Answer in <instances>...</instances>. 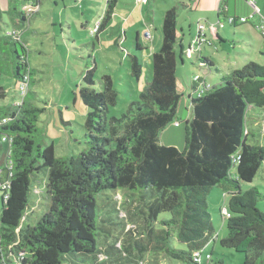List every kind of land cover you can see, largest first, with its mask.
<instances>
[{
  "label": "trees",
  "instance_id": "16d2710c",
  "mask_svg": "<svg viewBox=\"0 0 264 264\" xmlns=\"http://www.w3.org/2000/svg\"><path fill=\"white\" fill-rule=\"evenodd\" d=\"M19 1L10 0L7 13L15 22L13 35L4 28L5 12L0 7V264H145L150 259L144 256L151 252L197 264L194 253L218 240L222 247L243 254L244 264H264V212L258 208L262 194L258 188L243 190L264 166V126L254 125L264 113V65L248 62L221 74L216 86L196 79V95H189L186 147L162 144L161 134L178 123L184 97L178 85V66L184 61L178 19L188 7L174 6L164 15L161 47L152 55V81L121 117L110 116V108L120 101L112 76H103L97 90L98 63L88 57L85 85L79 91L86 106V149L57 157L55 145H47L46 131L39 125L46 109L37 106L31 90L35 69L28 57V33L23 31L39 14H25L23 6L39 3L28 1L20 9ZM118 3L108 1L96 34L110 22ZM136 47L139 50L138 41ZM198 61L220 73L206 57ZM131 63L132 75L140 80L139 58L133 56ZM26 74L30 76L27 95L8 103L2 78H13L19 86ZM62 122L70 124L63 117ZM256 132L257 139L251 140ZM2 135L12 139L9 153L4 152ZM42 171H47L44 185L49 204L41 216L33 218L34 206L41 200L31 205L30 201L42 192L32 180ZM5 184L9 188L3 191ZM215 188L229 197L225 210L231 216L226 218L221 210L228 230L223 238L208 204ZM119 189L141 190L146 195L137 200ZM108 190L116 192L111 200L117 216L102 222L119 227L117 234L110 233L113 241L109 237L98 246L97 197ZM122 212L126 217H121ZM162 214L169 218L160 220ZM129 219H140L135 226L138 238L127 230ZM122 241L128 247L118 249Z\"/></svg>",
  "mask_w": 264,
  "mask_h": 264
},
{
  "label": "rangeland",
  "instance_id": "374dc122",
  "mask_svg": "<svg viewBox=\"0 0 264 264\" xmlns=\"http://www.w3.org/2000/svg\"><path fill=\"white\" fill-rule=\"evenodd\" d=\"M0 1V7L2 5L1 8H3L5 12L4 28L10 29L11 17L7 14L9 9H5V0ZM24 1L26 0L19 1V8ZM31 1L37 2L38 0ZM41 1L42 11L32 20V26L28 29L30 33L25 36L29 44V62L35 69L30 86L37 97V106L46 109L40 116L39 125L46 131L45 141L47 145H55L57 157H71L86 149L84 143V125L86 122L84 111H86V106L80 99L79 91L85 85L83 78L90 64L88 57L92 56L98 63V71L95 76V88L97 90H101L103 76H112L115 86L120 92V101L116 107L110 108V116L121 117L132 102L139 101L140 93L145 86L152 81V52L160 48L162 40V22L159 20V27H157L156 30L152 29L154 37L156 36L157 38L154 48L150 47L152 43L145 39L147 27L144 23L140 22L138 28L142 38L141 42L144 46L148 45V48H145L144 51H137L134 47L136 33H134V35H130L132 33L129 34L131 36L129 38V43H126L122 38L120 40L122 42L119 44L120 46H118L114 38H112L114 35L112 34L113 31L111 27H108L107 32L100 34L94 33L95 25L102 17L106 0H84L81 5L77 3L76 0ZM144 5L146 4H143V6ZM120 12L124 14L128 13V11L124 10H120ZM186 13L189 14L191 12L187 11ZM184 20L188 19H181L180 17V23L186 25L188 21L185 22ZM186 37L187 40H190V36L186 35ZM237 37H239V40H236L234 46L227 44L232 57L239 60L235 70L243 68L246 65L245 63L251 58V49L245 45V39L241 36ZM93 43L94 46H92ZM191 44H193V41H191ZM204 47L208 48L209 45L206 43L195 46V58L192 62L187 59L185 67H182L181 64L178 66V85L184 91V97L177 119L180 125L176 127V123H173L161 134L160 141L166 146H173L181 150L186 147V128L188 126L186 121L191 117V108L188 98L190 92L189 78L191 72L199 71L200 68L207 67L198 61ZM133 56H137L142 65L143 73L140 80H137V78L132 75L131 60ZM206 58H210L213 65H215L211 55L208 54ZM226 64L229 65V63ZM233 71L234 70L228 72L231 73ZM193 78L197 79L195 77ZM218 79L213 75L206 76L208 85H219ZM1 84L8 93L7 102H17V100H19V95L16 81H14L13 78L3 77ZM63 116L64 121L70 122V124H63ZM260 125L264 126V122H260ZM257 137L258 134L256 132L254 135L255 139L251 140H256ZM3 148L6 153L9 150V143H3ZM46 172L47 171H42L32 180V183L36 184L37 188L42 192V195L38 197L33 196L30 205L36 202L38 198L43 203L41 204L40 201L37 206H34L33 212L31 213L33 218L41 216L47 210L49 204L46 200L47 195L44 185ZM252 188H258L262 194V197L259 198L258 208L264 212V166L261 168L252 184H245L243 186L244 191ZM118 191L121 194H133L137 200H139L141 196L146 195L141 190L129 191L126 189H119ZM115 193V191L108 190L97 197L96 211L99 217V229L97 230L96 240L98 246L105 243V239L110 237V233L117 234L116 229L119 226H110L108 223L102 222V218L108 221L110 217L117 216V214L113 212V202L111 200ZM2 194L3 193L0 192V208ZM154 194L157 195L159 192L155 190ZM118 198L122 199L120 196H118ZM228 203L229 197L220 188H215L208 198L210 212L213 216V222L218 229L219 238H223L228 232L226 220L221 216V210L224 212V210L228 208ZM121 217H126L125 213L122 212ZM168 218V214H162L160 216V220ZM139 220L140 219L137 220V223L135 222L136 220L131 221L129 219L131 224H128L127 227V230L131 229L133 233L136 234V238L139 237V234L135 231V226L136 224L140 225ZM116 222H119V219L112 221V223ZM110 241H113V237H110ZM128 244V242L122 241L117 245V248H127ZM210 253H212L213 257L212 264H218L221 261L225 262V264H244L243 254L233 249L222 247L219 244V240L216 243H211L202 251V264H209L206 256ZM150 254L152 257L150 261L147 260L145 264H185L179 260L167 257L162 258L163 256H157L154 252ZM146 258L149 259L148 256H144V260H146ZM77 264L81 263L78 262ZM90 264H93L92 261H90Z\"/></svg>",
  "mask_w": 264,
  "mask_h": 264
},
{
  "label": "crops",
  "instance_id": "0c3cea01",
  "mask_svg": "<svg viewBox=\"0 0 264 264\" xmlns=\"http://www.w3.org/2000/svg\"><path fill=\"white\" fill-rule=\"evenodd\" d=\"M5 1V9H10V0ZM28 1L31 0L24 1L21 4L20 8L25 4V2ZM108 1L109 0H106L105 6L103 7L102 17L97 23L103 21ZM83 2L79 4L81 5L83 4ZM38 3L40 5V14L42 11V1L38 0ZM143 4L146 5L143 6ZM180 4L186 5L188 7L187 9L182 10L180 14L181 19H188L184 20L185 22L188 21V23L186 25L182 24L180 23V17L178 19V35L180 45H182L181 50L183 49L182 56L184 60L180 64L182 65V67H185L187 64V59L188 61L192 62V60L195 58L194 53L196 52L194 47L207 43L209 47L203 48L201 56L206 57L208 54L211 55L215 66L220 70V73L218 74L215 71L208 70L207 67H205L200 68L199 71L191 72L189 78L190 92L188 94V98L190 94L195 97V88H193V86L196 85V79H194L193 77L197 79H204V81L207 82L206 76L213 75L218 79L220 78L221 74H227L229 73L228 71L236 69L235 67L239 60L232 57L227 44H229L230 46H234L236 40H239V37L237 36H241L242 38H244L245 45L251 49V58L245 64L251 61H256V63L264 65V30H259V26L264 23V0H256L254 8L249 5L246 0H200L198 5L196 6L192 4V0H144L140 3H138L137 0H119L112 19L108 24L104 25L103 28H101L100 33L107 32L108 27H111L113 31L111 32L114 35L112 36V38H114V41L118 44V46H120L119 44L122 43L120 41L122 38L126 41V43H129V38L131 37L130 35H134V33H136L134 47L137 50L136 42L138 41L139 50L137 51H144L145 48H148V45L144 46V44L141 42L142 38L138 25H140V22H142L147 27L146 31H150L151 33V37L148 38L145 35V39L146 41H150L152 43L150 47L154 48V44H156L157 38L156 36L154 37L152 29L156 30V28L159 27V20L163 23L164 15L169 9ZM120 10L128 11V13L124 14L120 12ZM187 11H190L191 13L187 14ZM229 17H245L247 18V21L245 23L237 22L236 25H232L228 22ZM35 18L36 15L33 16L28 25L23 28V31L25 33H30V30L28 29L32 26V20ZM221 24H224V27H221ZM14 25L15 22L11 21V28L6 30L9 31L15 28ZM186 35L190 36V40H187ZM191 41H193V44H191ZM27 46L29 48L28 41ZM154 52L155 51H153L152 53ZM226 63H229V65H227ZM84 112L86 116V111ZM263 121L264 113L261 117H258L256 119L254 125L259 127L260 122ZM147 255L148 258L151 259L152 255L150 253H148Z\"/></svg>",
  "mask_w": 264,
  "mask_h": 264
},
{
  "label": "built area",
  "instance_id": "2783aa9c",
  "mask_svg": "<svg viewBox=\"0 0 264 264\" xmlns=\"http://www.w3.org/2000/svg\"><path fill=\"white\" fill-rule=\"evenodd\" d=\"M76 1H77L78 3H82V2H83V0H76ZM143 1H144V0H137L138 3L143 2ZM192 1H193L192 4H193L194 6L198 5V3L200 2V0H192ZM246 1H247V3H248L249 5H251V6L254 8V6H255V1H256V0H246ZM22 12H24L25 14H29V15H35L36 13H39V12H40V6H39V5L37 6V5H34V4L29 3V4H26V5L23 6V8H22ZM246 21H247V18H245V17H229V18H228V22H229L230 24H232V25H236L237 22L245 23ZM101 23H102V22L100 21L99 23H97V24L95 25L94 33H97V32H98V30H99V28H100V26H101ZM220 26H221V27H224V24H221ZM259 29H261V30L264 29V23L261 24V26H259ZM9 34H12V35H13V34H14V31L9 30ZM145 35H146L148 38H150V37H151V33H150V31H147V32L145 33ZM29 83H30V76H29V74H26L25 77H24L23 82L20 83V85L18 86V95H19L20 99H23V98L27 95V93H28V89H29ZM3 122L6 123L7 120H4ZM176 126H179V123H176ZM1 141H2V143H9V148H10V146H11V142H12V139H11L9 136H7V135H2V136H1ZM7 152L9 153V150H8ZM8 153H7V154H8ZM8 188H9V185H7V184H5V185H3V186L1 187V189H3V191H6ZM5 194H6V193H5ZM5 194H4V199L7 200L8 197H7V195H5ZM223 214H224V216H225L226 218H229V217L231 216V215L228 213L227 210H225ZM206 259H207V261H208L209 264H212L213 257H212L211 254H207ZM194 261H195L197 264H202V251H197V252L194 253Z\"/></svg>",
  "mask_w": 264,
  "mask_h": 264
}]
</instances>
